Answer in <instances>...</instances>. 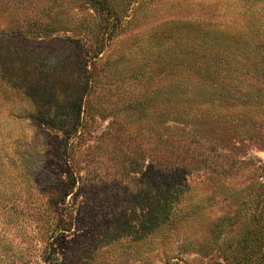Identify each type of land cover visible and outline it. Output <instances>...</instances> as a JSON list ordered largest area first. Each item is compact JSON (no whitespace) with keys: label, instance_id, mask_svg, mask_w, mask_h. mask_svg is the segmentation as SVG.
Listing matches in <instances>:
<instances>
[{"label":"rangeland","instance_id":"1","mask_svg":"<svg viewBox=\"0 0 264 264\" xmlns=\"http://www.w3.org/2000/svg\"><path fill=\"white\" fill-rule=\"evenodd\" d=\"M262 231L264 0H0V264H264Z\"/></svg>","mask_w":264,"mask_h":264},{"label":"trees","instance_id":"2","mask_svg":"<svg viewBox=\"0 0 264 264\" xmlns=\"http://www.w3.org/2000/svg\"><path fill=\"white\" fill-rule=\"evenodd\" d=\"M91 79V78H90ZM75 188H71V190L73 191ZM72 191H68V192H66L67 194H65V196H70L73 192ZM257 237H258V239H261V240H263L264 241V231H262V232H258L257 233ZM246 239H247V236L245 237V239H244V241H246ZM247 245H246V243H242V245L239 247V249H243V250H245L246 252H244L243 253V255H245L247 258L249 257V254H248V250L249 249H247ZM238 249V250H239ZM253 250H255V249H260V246L259 245H257V246H254L253 248H252ZM235 250V249H234ZM247 260H249V259H247ZM244 264H262V260L261 259H258V261L256 262V261H254V262H251V261H246Z\"/></svg>","mask_w":264,"mask_h":264}]
</instances>
